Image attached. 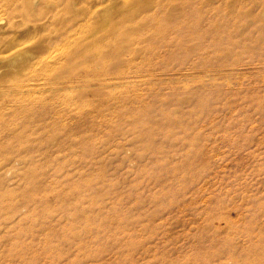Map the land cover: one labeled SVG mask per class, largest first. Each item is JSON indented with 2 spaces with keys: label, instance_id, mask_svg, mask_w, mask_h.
Returning <instances> with one entry per match:
<instances>
[{
  "label": "rangeland",
  "instance_id": "rangeland-1",
  "mask_svg": "<svg viewBox=\"0 0 264 264\" xmlns=\"http://www.w3.org/2000/svg\"><path fill=\"white\" fill-rule=\"evenodd\" d=\"M150 1L0 0V264H264V0H196L208 57L81 54Z\"/></svg>",
  "mask_w": 264,
  "mask_h": 264
},
{
  "label": "bare ground",
  "instance_id": "bare-ground-1",
  "mask_svg": "<svg viewBox=\"0 0 264 264\" xmlns=\"http://www.w3.org/2000/svg\"><path fill=\"white\" fill-rule=\"evenodd\" d=\"M150 4L152 6L150 5L151 8L149 10L145 11L144 13H137L126 18L125 20H122L119 23V26L106 31L99 38L90 43V46L84 52L85 54H81L85 56L88 53H91V55L94 57L91 62H94L96 59L97 61L102 60L103 58L107 57V55L108 57L110 56L112 58L121 55H156L163 53L164 51L167 52V48L171 43L176 46L175 51L173 52H185L189 55L201 58L208 57L216 51L215 48L221 41V35L219 34L220 31H218L213 21H215L214 19L218 14L219 7L214 9L212 14L209 15L210 12L203 9L205 3H202L201 6H198L196 0H151ZM176 8H178L177 13L171 15V9ZM130 21H135L136 25L134 29H129L128 23ZM203 22L206 26L203 24ZM189 24H196L193 27L197 28V31H193L192 34H184L183 30ZM74 26L73 20H70L59 27L54 25L52 28L53 31H55V35L54 38L52 37L53 40L49 41V45H57L56 48L52 47L53 50H51L52 48H49L47 54H44L41 56V58L39 56L40 59L38 58L39 60H36L38 61L37 65H40V67L43 69L50 70H46L47 73L48 71L51 72L52 70L56 71V69L67 70L70 73V76L60 79H66L69 83H71L76 77V73L73 69H71L74 65L73 61L75 57L73 52L75 41V32L73 29L75 28ZM188 40L194 41L195 46L189 49L185 48L184 43ZM64 58L65 60L60 63ZM57 63H60L59 67L55 65ZM101 66H104V64ZM92 68L93 64H89L87 70H92ZM106 68L111 70V67ZM123 74L124 71L120 70L119 76ZM32 114L33 113L28 108H24V106L17 108L15 112V115H18L20 118L30 117ZM34 114L39 117V113L34 112ZM41 116L43 119L45 118L43 113ZM70 129L72 130V128ZM18 135L19 134L15 133L13 134V137L17 139ZM62 144H64V142ZM23 146L24 145H22V148ZM30 147H33V145L30 144ZM6 156L7 155H5V157ZM60 190H62V188ZM40 193L41 189L34 190L33 193L26 195V199L37 200L40 196ZM16 206V204H12L9 207V211H14Z\"/></svg>",
  "mask_w": 264,
  "mask_h": 264
}]
</instances>
